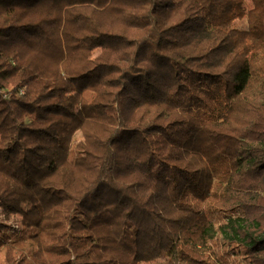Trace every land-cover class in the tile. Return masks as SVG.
I'll list each match as a JSON object with an SVG mask.
<instances>
[{"label":"trees","instance_id":"16d2710c","mask_svg":"<svg viewBox=\"0 0 264 264\" xmlns=\"http://www.w3.org/2000/svg\"><path fill=\"white\" fill-rule=\"evenodd\" d=\"M245 2L0 0V264H264Z\"/></svg>","mask_w":264,"mask_h":264},{"label":"rangeland","instance_id":"374dc122","mask_svg":"<svg viewBox=\"0 0 264 264\" xmlns=\"http://www.w3.org/2000/svg\"><path fill=\"white\" fill-rule=\"evenodd\" d=\"M245 6L247 9L251 8L253 6L252 0H246ZM237 26L240 28H246L247 27V20L246 18H243L241 20L237 21ZM76 141L80 143V148L81 150H86V149H93L94 147L89 145L82 137L80 134H77L76 136ZM24 209H33L31 205H24ZM21 215L20 214H11L8 218V222L13 223L14 225L20 224L21 222ZM239 260L240 263L245 264L246 261L245 259H237Z\"/></svg>","mask_w":264,"mask_h":264},{"label":"built area","instance_id":"2783aa9c","mask_svg":"<svg viewBox=\"0 0 264 264\" xmlns=\"http://www.w3.org/2000/svg\"><path fill=\"white\" fill-rule=\"evenodd\" d=\"M6 90L3 89L1 86H0V92H5Z\"/></svg>","mask_w":264,"mask_h":264}]
</instances>
